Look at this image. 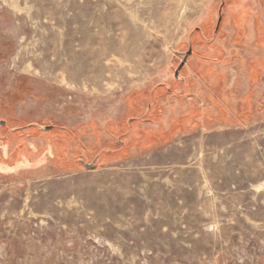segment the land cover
<instances>
[{"label": "rangeland", "instance_id": "rangeland-1", "mask_svg": "<svg viewBox=\"0 0 264 264\" xmlns=\"http://www.w3.org/2000/svg\"><path fill=\"white\" fill-rule=\"evenodd\" d=\"M217 1L0 0V111L52 130L121 116L216 31ZM95 165L0 173V264H264V108Z\"/></svg>", "mask_w": 264, "mask_h": 264}, {"label": "crops", "instance_id": "crops-1", "mask_svg": "<svg viewBox=\"0 0 264 264\" xmlns=\"http://www.w3.org/2000/svg\"><path fill=\"white\" fill-rule=\"evenodd\" d=\"M212 29L197 31L192 54L178 79L130 92L125 113L103 124L45 129L0 125V173L77 162L106 165L136 150L147 149L192 127L242 124L264 108V0H221L207 9ZM205 33L207 39L203 40ZM209 33V34H208ZM193 35V34H192Z\"/></svg>", "mask_w": 264, "mask_h": 264}, {"label": "water", "instance_id": "water-1", "mask_svg": "<svg viewBox=\"0 0 264 264\" xmlns=\"http://www.w3.org/2000/svg\"><path fill=\"white\" fill-rule=\"evenodd\" d=\"M221 18H222V15L221 13H219V16H218V21H217V25H216V30L217 28L219 27V23L221 21ZM192 54V46L190 45L188 50L182 54V59L180 61V63L178 64V66L175 68L174 70V78L175 79H178L179 77V73H180V70L183 68L187 58ZM51 128V126H46L45 129H49ZM81 164L85 167V168H88V169H94L95 168V164L94 163H85L83 161H81Z\"/></svg>", "mask_w": 264, "mask_h": 264}, {"label": "flooded vegetation", "instance_id": "flooded-vegetation-1", "mask_svg": "<svg viewBox=\"0 0 264 264\" xmlns=\"http://www.w3.org/2000/svg\"><path fill=\"white\" fill-rule=\"evenodd\" d=\"M201 30V29H200ZM200 30H198V31H200ZM2 119H4V118H2ZM1 120V119H0ZM5 124H8L9 126H12V127H14L15 125H13V123L12 122H10V121H8V120H6L5 119V121H0V125H5ZM15 127H18V126H15Z\"/></svg>", "mask_w": 264, "mask_h": 264}, {"label": "bare ground", "instance_id": "bare-ground-1", "mask_svg": "<svg viewBox=\"0 0 264 264\" xmlns=\"http://www.w3.org/2000/svg\"><path fill=\"white\" fill-rule=\"evenodd\" d=\"M96 64V63H95ZM106 66V65H105ZM117 67V66H116ZM96 71V70H95ZM70 73H73V74H81V70H74V69H72V71H70ZM71 75V74H70ZM262 184H260V185H258V187L259 186H261Z\"/></svg>", "mask_w": 264, "mask_h": 264}]
</instances>
